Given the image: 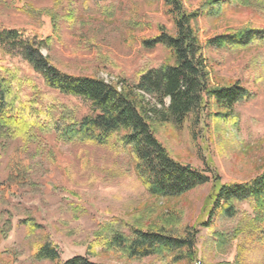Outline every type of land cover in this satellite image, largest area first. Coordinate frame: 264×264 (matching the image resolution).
Listing matches in <instances>:
<instances>
[{
  "label": "rangeland",
  "instance_id": "obj_1",
  "mask_svg": "<svg viewBox=\"0 0 264 264\" xmlns=\"http://www.w3.org/2000/svg\"><path fill=\"white\" fill-rule=\"evenodd\" d=\"M58 1L0 0V26L23 30L26 36L43 41L42 54L70 74L95 75L114 83L121 78L133 80L143 65L163 62L166 52L160 46L145 51L140 45L141 39L155 36L160 27L173 33L160 0H60L57 5ZM201 1L182 0L188 11L197 9ZM24 4L30 9H23ZM72 7L75 19L70 25ZM128 20L140 26L129 25ZM193 25L205 42L243 26L264 27V12L226 3L216 15L198 16ZM205 55L211 83L239 81L253 92V98L234 106L228 118L211 116L200 123L196 137L187 125L177 128L171 123L155 124V136L175 160L206 171L222 184L242 183L264 169V49H207ZM0 64H12L34 76L20 55L2 46ZM61 98L76 104L80 115L88 112V104L81 99ZM126 163L103 147L61 143L50 134L34 142L0 139V222H10L6 237L0 240V264H53L33 259L26 219L45 231L58 249L59 260L65 261L86 256L92 232L101 222L122 218L135 223L140 218L143 223H155L170 211L178 214L176 232L185 226L198 230L194 257L172 264H264V250L242 252L238 247L241 236L234 234L252 214L249 204L239 205L235 217L216 216L205 227L201 225L207 219L203 206L211 183L176 198H153ZM20 164L26 167L24 175L13 181L12 167ZM88 258L103 264H171L155 256L124 259L98 254Z\"/></svg>",
  "mask_w": 264,
  "mask_h": 264
},
{
  "label": "trees",
  "instance_id": "obj_2",
  "mask_svg": "<svg viewBox=\"0 0 264 264\" xmlns=\"http://www.w3.org/2000/svg\"><path fill=\"white\" fill-rule=\"evenodd\" d=\"M160 1L172 22L173 33L160 27L155 36L141 39L140 45L145 51L160 46L166 52L163 62L158 66L143 65L133 80L121 78L114 83L95 75L63 72L42 54L43 41L26 36L23 30L0 26V46L10 54L20 55L34 74L27 75L12 64H0V139L34 142L50 134L61 143L103 147L126 159L135 178L153 198H176L211 183L212 190L203 206L207 219L201 225L210 226L216 216L233 218L240 211L239 205L247 203L252 214L234 229V234L241 236L238 247L242 252L264 250V169L242 183L222 184L219 178L207 176L206 171L175 160L155 136V124L171 123L177 128L187 125L191 136L196 137L200 123L211 116L228 118L234 106L253 98V92L239 81L211 83L205 51L234 52L254 46L264 49V27L243 26L202 42L193 22L202 14L216 15L226 3L254 6L264 12V2L203 0L197 9L188 11L182 0ZM69 5L73 6L72 2ZM74 10L68 13L70 25L75 19ZM127 22L140 26L134 20ZM66 96L86 102L88 112L80 115L76 104L62 100ZM12 169L15 173L11 180L19 181L26 167L20 164ZM1 215L0 212V218ZM177 215L166 212L155 223H143L140 218L135 223L122 218L101 222L92 232L86 256H155L171 264L191 260L198 230L196 226H185L181 233L176 232ZM23 222L33 259L53 264H103L86 256L59 260L58 249L45 231L32 219ZM9 227V221L0 222V240L6 237Z\"/></svg>",
  "mask_w": 264,
  "mask_h": 264
}]
</instances>
